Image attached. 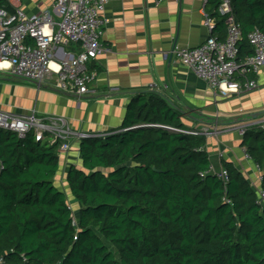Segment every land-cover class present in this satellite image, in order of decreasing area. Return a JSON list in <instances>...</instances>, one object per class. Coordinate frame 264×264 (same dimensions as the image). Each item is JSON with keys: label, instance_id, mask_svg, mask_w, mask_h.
I'll use <instances>...</instances> for the list:
<instances>
[{"label": "trees", "instance_id": "obj_1", "mask_svg": "<svg viewBox=\"0 0 264 264\" xmlns=\"http://www.w3.org/2000/svg\"><path fill=\"white\" fill-rule=\"evenodd\" d=\"M230 1L243 61L254 52L249 34L264 31V0ZM221 3L205 7L225 40ZM189 131L164 95L136 93L118 128L81 141L82 165L66 177L81 204L76 222L55 184L63 142L0 129L3 264H264V202L233 162L223 160L227 182L213 172L206 134ZM241 146L264 191V129L248 127Z\"/></svg>", "mask_w": 264, "mask_h": 264}, {"label": "crops", "instance_id": "obj_2", "mask_svg": "<svg viewBox=\"0 0 264 264\" xmlns=\"http://www.w3.org/2000/svg\"><path fill=\"white\" fill-rule=\"evenodd\" d=\"M206 0H110L104 12L108 19L103 41L109 48L93 63L98 75L85 96L65 93L50 84H37L0 74V110L30 113L41 119L64 117L77 133L104 135L118 128L136 93L154 90L164 95L182 113L191 129L206 134V149L212 170L220 173L223 160L231 161L262 190V171L241 146V128L264 122V66L257 77V90L228 98L202 80L173 56L176 47H195L209 36L204 24ZM54 0L13 2L28 14L51 12ZM68 53L74 46L65 47ZM45 140L52 141L51 137ZM81 139L70 137L71 148L60 152L55 184L67 195V172L82 165ZM74 198V197H73ZM79 219V217H78Z\"/></svg>", "mask_w": 264, "mask_h": 264}, {"label": "built area", "instance_id": "obj_3", "mask_svg": "<svg viewBox=\"0 0 264 264\" xmlns=\"http://www.w3.org/2000/svg\"><path fill=\"white\" fill-rule=\"evenodd\" d=\"M8 1L13 6L14 1L22 0ZM109 1L54 0L57 18L48 11L28 14L20 6H13V11L0 7V74L42 85L47 83L65 93L88 95L98 75V69L92 65L109 50L103 41L108 24L104 12ZM163 1L154 0L156 4ZM219 12L226 17L228 26L225 40L213 34L215 19L206 13L204 24L209 31L208 38L195 47H176L172 54L224 98L257 90L260 86L257 77L264 66V31L255 29L249 34L254 52L239 61L242 31L231 1L222 0ZM68 46L75 47L71 54L65 50ZM256 125L264 129V122L253 123L243 126L241 133ZM0 129L20 136L33 131L39 140L60 139L61 151L71 148L68 141L72 136L81 140L94 136L72 131L64 117L44 120L34 110L20 114L0 110ZM189 133L199 134L198 131ZM218 175L225 182L229 179L227 170ZM258 194L263 203L264 191ZM0 264H3L2 258Z\"/></svg>", "mask_w": 264, "mask_h": 264}, {"label": "rangeland", "instance_id": "obj_4", "mask_svg": "<svg viewBox=\"0 0 264 264\" xmlns=\"http://www.w3.org/2000/svg\"><path fill=\"white\" fill-rule=\"evenodd\" d=\"M60 188V187H59ZM62 189V188H61ZM63 191V190H62ZM257 191V190H256ZM259 192V191H257ZM67 201L68 203L70 204L72 210H73V215H74V218H75V221L77 222L78 221V217L80 215V210H81V204L79 202H77L73 196L71 195V193L69 192L67 194Z\"/></svg>", "mask_w": 264, "mask_h": 264}, {"label": "water", "instance_id": "obj_5", "mask_svg": "<svg viewBox=\"0 0 264 264\" xmlns=\"http://www.w3.org/2000/svg\"><path fill=\"white\" fill-rule=\"evenodd\" d=\"M41 85V84H40ZM260 115H264V111L263 112H259V113H254L253 114V117H258V116H260Z\"/></svg>", "mask_w": 264, "mask_h": 264}]
</instances>
